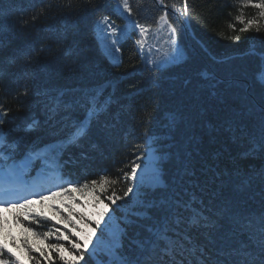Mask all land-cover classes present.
Instances as JSON below:
<instances>
[{
    "label": "snow or ice",
    "instance_id": "obj_1",
    "mask_svg": "<svg viewBox=\"0 0 264 264\" xmlns=\"http://www.w3.org/2000/svg\"><path fill=\"white\" fill-rule=\"evenodd\" d=\"M115 3V11L128 21L125 26L105 14L106 0H83L82 9L79 0H61L60 6L95 15L97 39L117 70L122 65L116 55L121 52V37L128 27L139 30L135 42L142 67L133 65L132 72L121 74L126 78L144 70L157 77L169 66L186 62L179 42L181 29L198 18L190 0H152L160 14L151 23L137 19L144 0ZM51 7L42 5L31 22ZM249 8L254 15L246 14ZM229 16L228 27L236 33L229 39L234 43L243 34H261L260 47L245 53L248 65L223 76L201 72L191 93L168 112L159 134L150 127L154 113L145 106L136 160L129 172L121 169L122 176L116 179L108 175L84 183L64 179V168L72 163L69 153L80 147L90 125L111 111L113 97L107 87L115 84L50 91L38 83L39 56L50 51V45H25L7 58L0 52V82L10 75L5 65L23 58L20 74L26 82L20 94L39 99L43 123L52 136L43 147L33 145L31 136L41 121L29 115L18 122L9 116L11 109L0 103V264H25L17 249H22L29 264H40V259L46 264L57 260L88 264L86 255L96 264H264V0H236V14L229 12ZM28 23L21 21L22 26ZM154 27L167 31L162 53L159 49L145 52V40ZM54 35L61 45L63 66L78 67L69 31ZM82 158L87 160V154ZM37 164L39 179L30 178ZM121 180L127 183L122 195L114 190L107 194ZM77 194L86 199H78ZM58 199L60 204L48 205L52 214L46 213L45 202ZM88 204L103 205L93 214L96 219L77 211V206ZM42 221L50 226L37 231L33 225L40 227ZM13 228L20 230L19 236L12 234ZM52 239L56 242L45 243Z\"/></svg>",
    "mask_w": 264,
    "mask_h": 264
},
{
    "label": "trees",
    "instance_id": "obj_2",
    "mask_svg": "<svg viewBox=\"0 0 264 264\" xmlns=\"http://www.w3.org/2000/svg\"><path fill=\"white\" fill-rule=\"evenodd\" d=\"M106 3L108 6L105 14L112 15L119 22L126 20L115 11V0H106ZM49 4L52 7L46 8V15H41L34 23L31 22L30 17L39 12L42 5ZM60 5L61 0H3L0 3V32L3 33L4 42L0 44V52L7 58L25 45L30 44L36 48L41 44L50 45L51 50H46L39 56L42 70L38 80L42 88L50 91L107 87L109 81L115 84L114 88L107 87V92L113 97L111 111L92 123L86 136L82 138L80 147L69 153L72 163L65 166L64 179L78 183L99 179L101 175L116 179L122 176L121 169L129 172V165L136 160L135 146L142 143L140 118L145 106L154 113L150 127L154 133L159 134L163 131L168 112L176 109L180 100L191 93L200 81L201 72L214 71L218 76H223L231 69L243 68L249 63V57L245 53L254 46L259 48L261 45V34L255 32L243 34L238 43L229 39L236 34L228 27L231 21L229 12L233 16L236 14V0H190L198 18L191 22L190 27L181 29L179 42L185 49L186 62L179 66H169L157 77L144 70L126 78L121 74L125 71L132 72L133 65L142 67L140 49L135 42L136 31L120 41L122 65L117 70L112 67V61L97 39L95 15L87 10L70 12ZM77 6L82 9L83 0H79ZM245 11L249 16L255 14V10L251 8ZM5 12L10 14L5 15ZM159 14V6L153 7L152 0H144L137 19L142 23H151ZM172 19L179 27L180 21L177 17L173 15ZM22 20H28L29 23L22 26ZM239 27L237 24V28ZM65 29L69 31L79 60V66L72 69L63 66L60 59L61 45L54 35L55 32ZM162 40L163 36L155 34L152 42L154 46H161ZM227 57L232 58L229 63H218ZM23 64V58H17L15 63L5 65V70L10 75L0 82L3 84V88H0V103L11 109L9 116L17 117L18 122L29 115L41 121L31 139L33 145L43 147L51 141L52 136L43 123L45 116L39 99L20 94L26 82L20 74V66ZM185 80L191 83L185 85ZM154 81L158 82V87L154 86ZM29 108L32 109L31 113ZM84 154H87V160L82 158ZM35 169H39V164ZM33 172L34 170L31 171V177ZM126 187L127 183L121 180L110 187L107 194L110 195L114 190L117 195H122ZM105 203L108 201L105 200ZM121 203L123 201H117V204ZM112 208L114 210L115 206ZM102 209L103 205L93 207L88 204L80 211L96 219L93 214ZM49 226L47 221H42L40 227L33 225L37 231H45ZM60 227L63 228V225ZM17 242L20 243V240ZM55 242L52 239L45 243ZM62 242L68 247V242ZM16 251L25 264H29L22 249ZM34 255L39 258L38 253ZM86 260L88 264H96L95 258L86 255ZM40 264H46V261L40 259ZM56 264L61 262L57 260Z\"/></svg>",
    "mask_w": 264,
    "mask_h": 264
},
{
    "label": "rangeland",
    "instance_id": "obj_3",
    "mask_svg": "<svg viewBox=\"0 0 264 264\" xmlns=\"http://www.w3.org/2000/svg\"><path fill=\"white\" fill-rule=\"evenodd\" d=\"M125 15H126V14H125ZM114 20H115V19H114ZM116 23L119 24V25H121V26H125V25L128 24V21H127V20H125L124 22L116 21ZM95 27H96V23H95ZM132 31H136V33H137V38H135V39H136V40L139 39V38H140V37H139V30H134L133 27H128V28H127V34H126L125 36L131 34ZM155 34H159V36H163V40H162V42H160V43H161V46H154V43L152 42V40H153V38L155 37ZM125 36L121 37V40H122ZM166 39H167V31H166V30L159 31V30H157V29L154 27V28L150 31V33L148 34V36H147V38H146V40H145V44H146L145 52H147L148 49H151L153 52H156V50L159 49V50H160V53H162V52L166 49V44H165V40H166ZM121 40H120V41H121ZM138 47H139V46H138ZM102 48H103V47H102ZM153 48H155V49H153ZM103 50H104V52L107 54V56L110 58V54H109L108 52H106L104 48H103ZM116 55H117L118 57L121 58V52H120V53H116ZM110 60H111V59H110ZM111 61H112V60H111ZM145 162H146V161H145ZM37 175H38V174H37ZM77 196H78V199H80V200H85V199H86V198H83V197H79V194H77ZM53 203L60 204V201H59V199L56 200V201H46V202H45V208H44V210H45L46 213H48V214H52L51 209H50V207H48V205H51V204H53ZM37 207L39 208V205H37ZM61 207H63V205H61ZM81 209H82V207L77 206V211H80ZM55 218L58 219V217H55ZM19 231H20V230H19L18 228H13V229H12V234H13V235H16V236H19ZM18 240H19V239H18ZM17 243H18V242H17Z\"/></svg>",
    "mask_w": 264,
    "mask_h": 264
}]
</instances>
